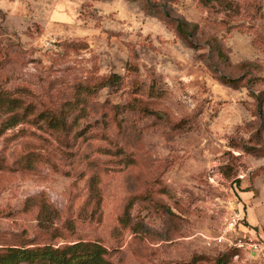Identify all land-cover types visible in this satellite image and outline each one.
Masks as SVG:
<instances>
[{
  "label": "rangeland",
  "instance_id": "374dc122",
  "mask_svg": "<svg viewBox=\"0 0 264 264\" xmlns=\"http://www.w3.org/2000/svg\"><path fill=\"white\" fill-rule=\"evenodd\" d=\"M209 1L0 0V99L17 100L0 106V247L86 240L116 264H264V0ZM178 18L198 23V49Z\"/></svg>",
  "mask_w": 264,
  "mask_h": 264
},
{
  "label": "trees",
  "instance_id": "16d2710c",
  "mask_svg": "<svg viewBox=\"0 0 264 264\" xmlns=\"http://www.w3.org/2000/svg\"><path fill=\"white\" fill-rule=\"evenodd\" d=\"M208 4L209 0H201ZM198 23L187 21L183 18L176 19V29L182 38L187 41L192 47L198 49V43L195 39V34L198 31ZM207 44L211 50L214 51L215 55L223 62L228 63L230 58L226 53L220 40L211 36L207 39ZM245 68L248 64H243ZM219 80L229 86L239 87L241 85L239 78H232L226 74H219ZM121 82V77L119 74H112L108 76L103 81L94 84L93 86H86L84 97H80V100L85 101L89 96L95 94L100 87L104 86H116ZM79 94V96H81ZM258 99V110L262 113L264 106V90H261L256 95ZM79 102V100H77ZM9 104L8 106H17V100H4L0 99V106L4 104ZM139 105L136 103L129 104L132 110L138 108ZM139 110L144 114H155V111L141 105ZM11 112V110H10ZM33 112L30 105H26L23 109V114L25 117ZM13 122L16 123L19 119L15 113H13ZM38 118H42L50 127L53 128H65L67 115L56 114L50 111L39 113ZM22 120V119H20ZM252 149V147H249ZM130 206V205H129ZM129 209V207H127ZM123 222L129 224L131 222L130 214L127 210L125 216L123 217ZM137 228L145 231L143 225L136 224ZM108 249L98 241H86L78 240L72 244H65L55 246L51 243L44 245H10L6 247H0V264H116L109 258ZM216 264H227L225 255L218 257Z\"/></svg>",
  "mask_w": 264,
  "mask_h": 264
}]
</instances>
